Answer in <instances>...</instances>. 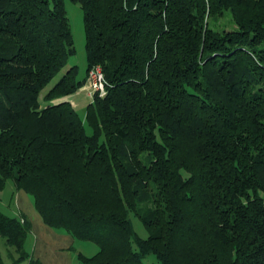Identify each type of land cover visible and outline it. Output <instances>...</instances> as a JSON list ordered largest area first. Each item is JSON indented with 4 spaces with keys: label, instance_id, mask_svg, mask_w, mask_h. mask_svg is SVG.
<instances>
[{
    "label": "trees",
    "instance_id": "obj_1",
    "mask_svg": "<svg viewBox=\"0 0 264 264\" xmlns=\"http://www.w3.org/2000/svg\"><path fill=\"white\" fill-rule=\"evenodd\" d=\"M70 1L86 77L66 69L41 102L75 53L65 0H0V191L95 244L80 264H264V0ZM225 12L236 30L211 27ZM97 68L84 118L56 102ZM22 220L0 211L11 264H43Z\"/></svg>",
    "mask_w": 264,
    "mask_h": 264
},
{
    "label": "rangeland",
    "instance_id": "obj_2",
    "mask_svg": "<svg viewBox=\"0 0 264 264\" xmlns=\"http://www.w3.org/2000/svg\"><path fill=\"white\" fill-rule=\"evenodd\" d=\"M65 9L72 29L75 53L69 58L65 70L57 75L44 89L41 95V102H43V97L48 91H50L61 79L66 69L77 66L79 70L78 79L82 80L86 77L88 63L85 47L86 36L83 10L79 3H74L70 0H65ZM210 23L211 27L217 30L231 32L237 29V26L233 23V17L229 12H225L224 16H219L216 20L210 17ZM69 100L77 103L76 110L79 115L84 118L86 108L92 101L87 91L81 88L75 95L70 96ZM148 158V154L142 155L144 161H147ZM21 210L24 212L28 221L33 225V231L29 233L27 238L26 250L35 258L40 259L43 264H80L78 258L79 253L91 257L98 252L97 246L91 242L75 240L71 243L59 237V234H62L60 232L63 231L52 230V228L47 225V227H42L44 222L40 219L39 214L34 208L33 199L25 192L18 191L13 181L9 180L5 189L0 191V211L8 216L19 217L22 212ZM131 220L137 234L142 238H147L149 233L141 221L133 214H131ZM55 234H58V236ZM67 246L70 247V251L66 255L61 254L59 249ZM0 249L5 262L11 264L10 252L16 257L15 250L8 248L3 238H0ZM145 263L160 264L154 256H148L145 259ZM23 264L27 263L25 262Z\"/></svg>",
    "mask_w": 264,
    "mask_h": 264
},
{
    "label": "built area",
    "instance_id": "obj_3",
    "mask_svg": "<svg viewBox=\"0 0 264 264\" xmlns=\"http://www.w3.org/2000/svg\"><path fill=\"white\" fill-rule=\"evenodd\" d=\"M88 96L92 99L95 94L101 97L106 95V83L100 69H93L88 75V81L83 87ZM23 221V220H22Z\"/></svg>",
    "mask_w": 264,
    "mask_h": 264
},
{
    "label": "crops",
    "instance_id": "obj_4",
    "mask_svg": "<svg viewBox=\"0 0 264 264\" xmlns=\"http://www.w3.org/2000/svg\"><path fill=\"white\" fill-rule=\"evenodd\" d=\"M69 99H70V97H66V98L61 99V100H59V101H62V100H68V101H70ZM59 101L57 100L56 102H59ZM71 102H72V104L74 105V107L77 108V103L74 102V101H71ZM28 196H29V195H28ZM34 208H35V206H34ZM35 210H36V208H35ZM21 211H22V210H21ZM36 211H37V210H36ZM19 213H20V212H19ZM37 213H38V211H37ZM38 214H39V213H38ZM16 217H17V216H16ZM19 217H22L23 220L27 219L26 216L24 215V212H23V211L20 213ZM39 217H40V219L42 220L40 214H39ZM27 220H28V219H27ZM42 223H43V222H42ZM31 224H32V223H31ZM42 225H43L42 227H47L45 223H43ZM52 230H54V229H52ZM32 231H33V225H32ZM56 231H61V230H56ZM60 233H62V234H59V237L66 239L68 242H71V243H72V242L75 241V240L72 239V237H71L70 235L66 234L65 232H60ZM55 235L58 236V234H55ZM5 244H6V242H5ZM69 246H70V244H69ZM59 250L61 251V254L66 255V254L70 251V247L67 246V247H64V248H60ZM23 263H25V262H23ZM23 263H21V264H23ZM26 263L29 264L28 262H26Z\"/></svg>",
    "mask_w": 264,
    "mask_h": 264
}]
</instances>
